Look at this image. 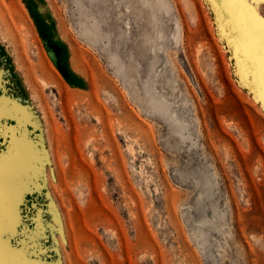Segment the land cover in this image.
I'll list each match as a JSON object with an SVG mask.
<instances>
[{
    "label": "rangeland",
    "instance_id": "obj_1",
    "mask_svg": "<svg viewBox=\"0 0 264 264\" xmlns=\"http://www.w3.org/2000/svg\"><path fill=\"white\" fill-rule=\"evenodd\" d=\"M249 10L264 18V0ZM215 14L210 0H0V162L36 156L0 256L264 264V93Z\"/></svg>",
    "mask_w": 264,
    "mask_h": 264
},
{
    "label": "bare ground",
    "instance_id": "obj_2",
    "mask_svg": "<svg viewBox=\"0 0 264 264\" xmlns=\"http://www.w3.org/2000/svg\"><path fill=\"white\" fill-rule=\"evenodd\" d=\"M210 1L213 5V9L216 12L215 15L218 17V27L220 26L221 31H223L227 37L228 43L232 45V49L234 51V55L236 57L242 77L247 83L252 84L254 87H257V89L260 88L262 93H264V71H262V68H264V57H262L257 40L251 37L247 30L244 19L245 10L233 7L227 2V0ZM253 13L258 16L254 11ZM258 94L261 93H254V96ZM2 107L4 109L7 107V101H4V106ZM8 108H6L8 109V113L5 114H11L12 112L19 119H22L26 115V111H24L18 105L13 104ZM35 159L36 156L32 151H29L28 153H25L21 156H10L9 154H5V156L1 159L0 220H2L3 223H0V233L4 231V226L7 228L9 227L10 229L17 227L19 223L17 204L20 202V194L23 190V187L25 186L23 182L24 180H21L20 177L27 174L30 169L36 168V164L34 162ZM2 224H4V226H2ZM7 255L8 253L6 256L4 255L5 257L0 256V264H24L23 262H19L20 259H17V256L14 253H11L9 256ZM28 262L31 263L30 260ZM32 264L40 263L34 262Z\"/></svg>",
    "mask_w": 264,
    "mask_h": 264
},
{
    "label": "snow or ice",
    "instance_id": "obj_3",
    "mask_svg": "<svg viewBox=\"0 0 264 264\" xmlns=\"http://www.w3.org/2000/svg\"><path fill=\"white\" fill-rule=\"evenodd\" d=\"M233 7L245 10L244 19L247 30L251 37L255 38L259 44L262 57H264V18L250 13L249 0H227ZM264 71V68H262Z\"/></svg>",
    "mask_w": 264,
    "mask_h": 264
}]
</instances>
